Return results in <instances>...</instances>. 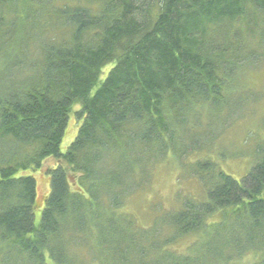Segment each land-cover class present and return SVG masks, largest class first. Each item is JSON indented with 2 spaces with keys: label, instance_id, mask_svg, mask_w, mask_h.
Segmentation results:
<instances>
[{
  "label": "trees",
  "instance_id": "trees-1",
  "mask_svg": "<svg viewBox=\"0 0 264 264\" xmlns=\"http://www.w3.org/2000/svg\"><path fill=\"white\" fill-rule=\"evenodd\" d=\"M262 62L264 0H0V264H264L263 144L240 179L198 158L204 197L149 228L125 209Z\"/></svg>",
  "mask_w": 264,
  "mask_h": 264
},
{
  "label": "rangeland",
  "instance_id": "rangeland-1",
  "mask_svg": "<svg viewBox=\"0 0 264 264\" xmlns=\"http://www.w3.org/2000/svg\"><path fill=\"white\" fill-rule=\"evenodd\" d=\"M256 67L241 75L237 95L241 94L240 98L244 100L239 108L234 112L226 110L220 120L214 119L212 124L210 119H203L201 132L207 135L210 131L208 136L211 139H203L195 151L190 152V149L180 157L170 155L163 158L153 167L149 184L129 197L125 209L133 216L137 226L149 228L157 216L178 209L185 198L204 197V187L197 176L191 173V167L198 158L206 156L215 159L222 169L237 179L244 177L253 167L259 146L264 145V63ZM76 130L77 122L73 119L62 143L63 150L74 140ZM54 164V159L49 158L42 169L27 171V174L36 177L38 183L37 223L40 222L45 199L50 193V177L46 169ZM218 218L219 215H216L211 221ZM199 237L195 234L186 237L180 240L182 242L176 248L184 252L189 242L197 241ZM251 259L252 255H246L231 264H250Z\"/></svg>",
  "mask_w": 264,
  "mask_h": 264
}]
</instances>
